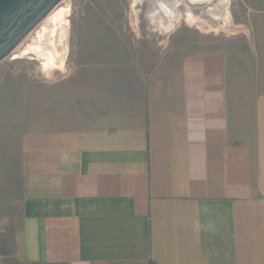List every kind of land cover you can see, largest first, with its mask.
Masks as SVG:
<instances>
[{
  "label": "crops",
  "instance_id": "obj_1",
  "mask_svg": "<svg viewBox=\"0 0 264 264\" xmlns=\"http://www.w3.org/2000/svg\"><path fill=\"white\" fill-rule=\"evenodd\" d=\"M248 46L162 57L102 114L23 135L0 264H264V0Z\"/></svg>",
  "mask_w": 264,
  "mask_h": 264
},
{
  "label": "rangeland",
  "instance_id": "obj_2",
  "mask_svg": "<svg viewBox=\"0 0 264 264\" xmlns=\"http://www.w3.org/2000/svg\"><path fill=\"white\" fill-rule=\"evenodd\" d=\"M254 0H61L0 61V254L13 258L23 197V135L102 114L136 89L162 57L248 46ZM67 9L66 53L53 63L30 50ZM190 14L195 18L191 19ZM194 20V21H193Z\"/></svg>",
  "mask_w": 264,
  "mask_h": 264
},
{
  "label": "water",
  "instance_id": "obj_3",
  "mask_svg": "<svg viewBox=\"0 0 264 264\" xmlns=\"http://www.w3.org/2000/svg\"><path fill=\"white\" fill-rule=\"evenodd\" d=\"M61 0H0V61L6 58Z\"/></svg>",
  "mask_w": 264,
  "mask_h": 264
},
{
  "label": "bare ground",
  "instance_id": "obj_4",
  "mask_svg": "<svg viewBox=\"0 0 264 264\" xmlns=\"http://www.w3.org/2000/svg\"><path fill=\"white\" fill-rule=\"evenodd\" d=\"M67 9L58 12L50 28H44L40 32V41L29 46L30 50L35 51L39 56L53 63H59L66 53L65 41L67 37ZM191 19L195 17L190 14ZM194 21V20H193Z\"/></svg>",
  "mask_w": 264,
  "mask_h": 264
},
{
  "label": "trees",
  "instance_id": "obj_5",
  "mask_svg": "<svg viewBox=\"0 0 264 264\" xmlns=\"http://www.w3.org/2000/svg\"><path fill=\"white\" fill-rule=\"evenodd\" d=\"M151 264H153V263H151Z\"/></svg>",
  "mask_w": 264,
  "mask_h": 264
}]
</instances>
